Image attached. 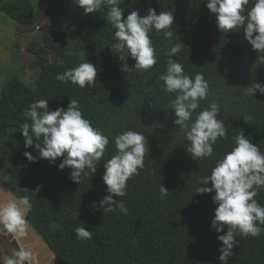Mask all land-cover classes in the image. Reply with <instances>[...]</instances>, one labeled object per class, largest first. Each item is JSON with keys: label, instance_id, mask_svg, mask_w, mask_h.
<instances>
[{"label": "trees", "instance_id": "16d2710c", "mask_svg": "<svg viewBox=\"0 0 264 264\" xmlns=\"http://www.w3.org/2000/svg\"><path fill=\"white\" fill-rule=\"evenodd\" d=\"M49 1L54 8L75 11L71 32L60 27L48 31L41 49L31 42L27 50L39 59L34 65L39 68L37 82L30 86L15 76L0 93V175L9 173V188L29 199L28 221L59 264H221V242L210 230L216 205L211 194H196L195 189L215 159L231 149L232 137L240 130L264 152V95L258 91L253 97L245 95L251 83L264 84V63L257 62V52L242 32L217 29L206 0H124L120 5L125 17L132 10L145 15L148 8L157 13L173 12V43L184 44L173 59L182 63L189 75L204 74L209 96L200 102L201 108L216 101L220 105L218 119L224 120L226 127L230 125L227 137L214 145V156L196 161L187 153L183 133L173 124L172 97L162 91L159 76L166 69V52L172 46L163 34H149L157 55L152 69L137 71L129 57L128 68L122 70L123 62L111 50L114 29L107 17L85 15L75 0ZM31 9V0H0V11L18 24H26ZM36 12L38 22L41 7ZM77 40L80 49L76 51L85 50L98 70L94 85L85 88L55 78L84 62L74 52ZM39 99L48 100L53 110L66 108L70 99L77 100L84 117L109 135L110 143L96 172L86 169L79 184L69 180L70 169H58L62 158L52 165L45 159L29 161L23 155L25 151L37 155L34 147L25 149L20 129L27 119L25 110ZM249 116L252 119L246 123L244 118ZM127 129L147 139L144 167L127 181L126 195L114 197L124 202L127 213L115 206L114 211L103 213L90 205L106 195L102 163L115 154L112 138ZM161 185L169 191L163 198ZM256 199L264 205V190ZM82 225L92 233V239H77L74 229ZM236 239L239 244L228 264H264V232L258 237L237 234Z\"/></svg>", "mask_w": 264, "mask_h": 264}, {"label": "clouds", "instance_id": "9594fccd", "mask_svg": "<svg viewBox=\"0 0 264 264\" xmlns=\"http://www.w3.org/2000/svg\"><path fill=\"white\" fill-rule=\"evenodd\" d=\"M124 0H75L84 14H93L107 5V18L114 33L111 44L112 52L122 61V70L128 68L129 57L135 61L132 66L137 71L145 72L157 64L156 49L149 35L153 31L162 33L169 44L166 55V69L159 76L163 81L162 91L170 94L169 110L174 113L173 124L182 132L187 142V153L196 160L214 156V145L227 137L228 126L218 119L220 105L211 101L201 108V101L209 96V85L203 73L194 76L185 72L184 66L173 57L184 44L173 43L171 30L175 17L173 12L157 11L148 8L145 15L139 10H132L124 16L120 5ZM251 4V7H249ZM206 7L215 15L217 29L221 32H242L244 39L257 52V62L264 63V0H206ZM242 30V31H241ZM97 68L93 63L81 62L77 66L56 74L62 83L85 88L94 85ZM264 95V84L255 82L245 88V95L253 97L256 92ZM167 112V111H166ZM27 118L20 131L25 149L33 148L37 155L25 151L23 155L32 162L40 159L57 165L59 170L70 169L69 180L80 183L83 175L95 173L97 163L105 155L110 143L109 135L93 126L80 110L78 101L70 99L67 107L50 109L49 101L39 99L32 102L25 110ZM252 118L245 117L244 121ZM28 120L31 122L29 123ZM112 142L115 154L103 162L102 182L106 186V195L92 201L90 207L96 210L112 212L115 207L127 213L123 201L117 197L126 195L127 181L144 167L146 137L135 130L127 129L117 133ZM195 189L196 194H211L216 205L211 219L210 230L216 232L221 242L218 257L221 264H228L233 256V248L239 244L237 234L242 237H258L264 232V205L256 197L264 190V152L258 144L240 130L232 137V146L215 159L208 174L201 176ZM210 185V186H209ZM161 198L168 194V189L160 186ZM115 206V207H114ZM31 208L27 197L9 199L0 203V234H14L18 237L27 235L28 221L26 212ZM226 229V231H225ZM77 239L90 240L92 233L82 226L74 229ZM34 259L33 253L25 249L14 250L3 264H27Z\"/></svg>", "mask_w": 264, "mask_h": 264}, {"label": "crops", "instance_id": "0c3cea01", "mask_svg": "<svg viewBox=\"0 0 264 264\" xmlns=\"http://www.w3.org/2000/svg\"><path fill=\"white\" fill-rule=\"evenodd\" d=\"M31 5L30 16L25 21L27 25L16 23L0 11V93L1 87L15 76H20L30 86H32L31 83L37 82L39 68L34 65L38 56L35 58L27 50L31 42L38 43L41 49L44 47L43 40L48 31L60 27L61 30L69 33L73 28L75 18L73 9L67 7L63 9L62 7L54 8L49 0H45L41 6L42 13L37 22V7L32 1ZM52 22H54V27L51 26ZM29 75L34 76L33 82L26 78ZM7 182L0 175V203L19 198L9 188ZM28 211L29 209L26 212L27 221ZM12 235L13 238L11 239L18 249H25L33 253L34 259L29 262L30 264H59L55 253L29 221L26 236ZM8 257V253L0 244V264H3V261Z\"/></svg>", "mask_w": 264, "mask_h": 264}, {"label": "rangeland", "instance_id": "374dc122", "mask_svg": "<svg viewBox=\"0 0 264 264\" xmlns=\"http://www.w3.org/2000/svg\"><path fill=\"white\" fill-rule=\"evenodd\" d=\"M35 5H36V7H41L42 5H43V0H31ZM107 12H108V10H106V9H104V8H102L101 7V9L100 10H98L97 12H95L94 14H96V15H98V16H101V17H107ZM78 13H80V11H78ZM73 22H74V20H73ZM51 26H53L54 27V22H52L51 23ZM69 28V27H68ZM76 40V39H75ZM75 48H74V52L76 51V50H78V49H80V48H78V47H80V44L78 43V40H77V42L75 41ZM76 56L80 59V60H82V61H84V62H87V60H88V55H87V52L85 51V50H83V51H76ZM38 71V70H37ZM37 76H39V75H37ZM28 80H30L31 82H33L34 81V76H28V77H26ZM37 78V77H36ZM31 85L33 86L34 85V83H31ZM2 178H4L6 181H9V179H10V175H9V173H7V172H3L2 173Z\"/></svg>", "mask_w": 264, "mask_h": 264}, {"label": "water", "instance_id": "95a60500", "mask_svg": "<svg viewBox=\"0 0 264 264\" xmlns=\"http://www.w3.org/2000/svg\"><path fill=\"white\" fill-rule=\"evenodd\" d=\"M0 244L2 245V247L8 253L9 256L14 250H19L15 246V244L6 236L5 233L4 234H0ZM27 264H30V263L27 262Z\"/></svg>", "mask_w": 264, "mask_h": 264}, {"label": "built area", "instance_id": "2783aa9c", "mask_svg": "<svg viewBox=\"0 0 264 264\" xmlns=\"http://www.w3.org/2000/svg\"><path fill=\"white\" fill-rule=\"evenodd\" d=\"M6 235H7L8 237H12V234H8V233H6Z\"/></svg>", "mask_w": 264, "mask_h": 264}, {"label": "flooded vegetation", "instance_id": "af4514ba", "mask_svg": "<svg viewBox=\"0 0 264 264\" xmlns=\"http://www.w3.org/2000/svg\"><path fill=\"white\" fill-rule=\"evenodd\" d=\"M6 234V233H5ZM7 236V235H6ZM13 236V235H12ZM8 237V236H7ZM11 241H12V239L11 238H13V237H8ZM13 242V241H12Z\"/></svg>", "mask_w": 264, "mask_h": 264}]
</instances>
